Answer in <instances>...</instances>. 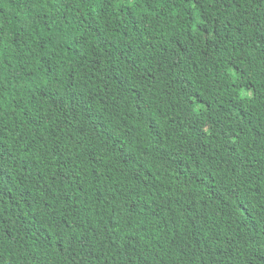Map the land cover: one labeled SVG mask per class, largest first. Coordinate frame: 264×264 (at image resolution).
<instances>
[{
    "label": "trees",
    "instance_id": "16d2710c",
    "mask_svg": "<svg viewBox=\"0 0 264 264\" xmlns=\"http://www.w3.org/2000/svg\"><path fill=\"white\" fill-rule=\"evenodd\" d=\"M0 264H264V0H0Z\"/></svg>",
    "mask_w": 264,
    "mask_h": 264
}]
</instances>
